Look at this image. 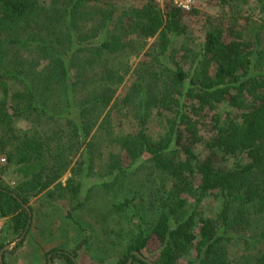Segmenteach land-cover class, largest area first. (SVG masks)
I'll return each instance as SVG.
<instances>
[{"label":"trees","instance_id":"obj_1","mask_svg":"<svg viewBox=\"0 0 264 264\" xmlns=\"http://www.w3.org/2000/svg\"><path fill=\"white\" fill-rule=\"evenodd\" d=\"M141 1V9H120L102 0H51L49 7L42 0H0V156L5 169L18 175L15 189L0 176V219L13 243L32 225L17 198L32 212V199L43 194L78 200L77 175L85 170V177L93 176L94 158L101 152L92 134L131 74L127 58L142 50L129 37L136 35L142 43L157 37L160 55H167L186 34L187 12L171 3ZM263 32L251 21L230 41L223 31H211L189 72L182 67L151 71L141 63L131 74L128 94L115 106L141 128L136 137L117 135L118 146L134 164H150L167 184L150 198L155 221L149 228L138 226L119 264L131 258L133 264H146L134 252L146 258L160 253L155 264H180L193 246L199 248L198 264H264ZM224 102L244 111L241 121L220 128L199 156L200 120ZM158 104L170 116L161 141L153 142L143 125ZM110 124L114 134L117 128ZM74 163L72 176L62 184ZM108 169L107 176L117 178L103 186L106 191L120 186L129 170L122 154L110 155ZM209 196L220 202L217 217L200 213ZM232 228L242 230L238 237ZM232 242L256 243L259 250L234 260L228 249ZM6 246L2 239L0 253ZM82 248L79 244L72 254L54 248L47 259L76 264Z\"/></svg>","mask_w":264,"mask_h":264},{"label":"rangeland","instance_id":"obj_2","mask_svg":"<svg viewBox=\"0 0 264 264\" xmlns=\"http://www.w3.org/2000/svg\"><path fill=\"white\" fill-rule=\"evenodd\" d=\"M42 1L43 6H50L51 0ZM102 1H113L120 9L131 7L141 9L143 7L141 0ZM248 21L256 22L264 31V0H226L225 2L222 0H197L196 7L191 12H187L184 19L186 34L174 42L169 54L160 55V43L157 37L144 40L143 43L136 35L132 34L129 37L134 41L132 42L133 47L139 49V46L142 47L139 53H133L127 58L133 67L131 74L141 63H145L151 71L154 68L156 70L158 68L176 70L178 67H182L186 72H189L194 58L202 53L209 32L221 30L226 39L230 41L244 29ZM261 51L264 55V35ZM261 67L264 71V60ZM131 74L119 88L110 108L106 110L94 129L91 139L101 153L94 158L93 176L85 177L84 170L83 174H78L76 177L78 183H82L78 200H71L68 194L51 199L44 196L32 199L31 203L36 201L33 205L38 212L36 216L32 212V225L22 246L17 249L18 245L22 243L19 242L21 238L16 239L13 243L9 232L2 236L4 244H7L6 247L16 245L12 250L16 253L4 257L5 264H48L47 253L50 248H61L63 252L72 254L79 244L83 248L75 260L76 264H119L124 260L126 249L138 226L144 224L146 228H149L155 221L158 214L155 212L156 209L151 208L150 198L157 191L158 195L162 193L167 182L164 177L154 171L150 164H143L139 161L134 164L127 156L128 154L125 151L121 152V148L118 146L117 135L135 134L136 137L141 128L140 124L132 122L131 116H127L128 119L122 117L126 110L115 106L128 94ZM161 79L164 80L163 77ZM112 106L113 108H111ZM111 109L113 112L110 119L107 113ZM243 113V110L234 109L228 102H224L218 106L215 112L210 113L208 118H201L199 136L202 142L195 146V153L201 156L211 138L216 136L217 131L231 122L241 121ZM169 116V111L161 104L150 108L147 122L143 127L153 142L161 141L167 129ZM212 117L217 118L221 122L220 125H216ZM111 122L117 128L114 134L109 130ZM18 126L25 128L26 125L19 123ZM111 153L122 154L125 166L129 170L128 174L122 177L120 186L111 187V190L106 191L103 186L117 178L116 175L107 176L110 175L108 159L112 155ZM3 160H5L4 156H0V176L8 187L15 189L18 184V175L11 168L5 169L6 161ZM74 161L79 163L81 158L78 157ZM74 166L75 163L62 178V184L65 185L72 176L71 169ZM126 201L129 202V205L125 211H122V208L118 209ZM158 203L157 201L156 208ZM37 205H40V210ZM199 209L203 215L217 217L220 213V202L209 196ZM231 231L235 233L236 238L242 230L232 228ZM257 231L258 228L252 227L253 233ZM39 233L43 237H40ZM41 240L43 241L41 242ZM198 249L197 246L190 247L180 264H198L200 255ZM228 249L235 260L245 255H255L259 246L252 243L250 246L244 247L237 242H232L228 245ZM148 259L159 262L160 253L148 255ZM53 264L68 263L65 258L60 257Z\"/></svg>","mask_w":264,"mask_h":264},{"label":"water","instance_id":"obj_3","mask_svg":"<svg viewBox=\"0 0 264 264\" xmlns=\"http://www.w3.org/2000/svg\"><path fill=\"white\" fill-rule=\"evenodd\" d=\"M16 198H17V197H16ZM17 199H18L19 202L22 203L23 207L29 212L30 224H31V222H32V216H33V215H32V211L30 210V207L27 206V205H25V204H24L19 198H17ZM29 229H30V225H29V227H28L26 233L21 237V239H20V241H19L20 243L23 242V240L25 239V237H26V235H27ZM15 247H16V245L13 244V245H10V246L6 247L5 249H3V250L1 251V253H0V264H5V263H4V254H5L6 252H11L12 250L15 249ZM133 255L136 256L138 259H140L142 262H144V263H146V264H155L153 261H151L150 259H148V258L142 256V255H141L140 253H138V252H134ZM133 262H134V259L131 258L127 264H133ZM48 264H53L52 256H49Z\"/></svg>","mask_w":264,"mask_h":264},{"label":"built area","instance_id":"obj_4","mask_svg":"<svg viewBox=\"0 0 264 264\" xmlns=\"http://www.w3.org/2000/svg\"><path fill=\"white\" fill-rule=\"evenodd\" d=\"M161 6L171 3L184 12H191L197 5V0H156ZM5 161V160H3ZM4 220L0 219V242L3 236Z\"/></svg>","mask_w":264,"mask_h":264},{"label":"crops","instance_id":"obj_5","mask_svg":"<svg viewBox=\"0 0 264 264\" xmlns=\"http://www.w3.org/2000/svg\"><path fill=\"white\" fill-rule=\"evenodd\" d=\"M44 195V194H43ZM43 195H41L40 197H42ZM38 199V198H37ZM36 199V200H37ZM34 202H36L35 200L30 204L31 206H32V208H33V214L36 216L37 215V212H38V210L36 209V207L33 205L34 204ZM37 207H39V210H40V205H37ZM39 236L40 237H43V235L41 234V233H39ZM43 240H41V242H42ZM44 243V242H43ZM55 247H53V248H50L49 249V251L51 250V249H54Z\"/></svg>","mask_w":264,"mask_h":264}]
</instances>
